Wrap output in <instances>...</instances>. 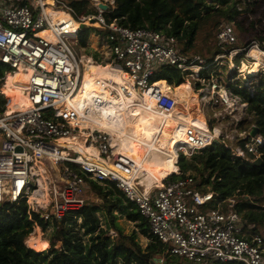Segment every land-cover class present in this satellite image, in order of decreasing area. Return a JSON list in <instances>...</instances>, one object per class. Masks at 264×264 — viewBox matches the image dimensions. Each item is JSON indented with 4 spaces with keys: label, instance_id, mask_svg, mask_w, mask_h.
Masks as SVG:
<instances>
[{
    "label": "built area",
    "instance_id": "obj_1",
    "mask_svg": "<svg viewBox=\"0 0 264 264\" xmlns=\"http://www.w3.org/2000/svg\"><path fill=\"white\" fill-rule=\"evenodd\" d=\"M54 1L0 0V63L10 72L28 75L26 107L8 111L7 103L0 111V205L22 198L27 202L31 187L37 184V169L43 166L41 159L47 158L52 169L58 166L59 181L51 184L49 201L42 212L29 208L45 220L61 218L86 203L85 177L99 183L114 182L147 220L150 233L169 255L195 264L212 261L264 264V240L235 209L236 200L215 199L213 191L198 188L192 176L180 177L177 166L179 153L189 157L213 145L215 140L224 143L233 157L247 161L259 158L264 139L259 132L250 135L254 125L236 135L219 126H208L205 136L196 127L188 128L186 142L176 145L177 170L162 178L159 185L142 181L138 176L139 172L143 174L140 169L113 153L115 142L108 131L92 127L82 130L86 133L85 144L95 148L98 158L82 156L65 140L80 133V123L89 116V111L104 103L100 96L86 100L82 106L73 107L70 103L82 87L86 70L72 40L80 42L78 32L88 28L86 24L97 29L96 41L101 49L96 48V52L126 76V82L119 88L110 80L104 84L105 88L112 95L131 96V91H135L141 98L150 97L157 109L165 113L174 108V98L153 81L163 66L198 75L199 70L219 65L213 60L202 66L198 55L187 57L173 35L148 27L133 29L116 19H108L105 13L114 8V0H100L99 4L107 5V10L97 4L95 12L85 14H77L70 2ZM58 11L64 16H58ZM44 31H50L53 38L41 35ZM216 39L221 46L236 42L231 22L220 24ZM246 49L244 46L241 51ZM234 50L239 49H232L230 54ZM253 74L244 77L245 84ZM195 91L201 101L213 100L229 114L240 116L245 112L246 103L231 86L212 76ZM110 157L111 166L106 162ZM172 174L177 177L170 179ZM211 202L216 206L208 209Z\"/></svg>",
    "mask_w": 264,
    "mask_h": 264
},
{
    "label": "trees",
    "instance_id": "obj_2",
    "mask_svg": "<svg viewBox=\"0 0 264 264\" xmlns=\"http://www.w3.org/2000/svg\"><path fill=\"white\" fill-rule=\"evenodd\" d=\"M64 1L70 2L77 14L86 4V0ZM251 4L249 0H114V8L109 9L105 16L133 29L148 27L173 35L186 53L194 46L201 28L212 23L208 30V34H212L220 20L232 23L240 8L247 11ZM90 30L84 28L78 32L84 47ZM251 44L247 42L244 45L248 48ZM221 52L222 49L216 48L213 54ZM93 55L95 58L99 56L96 51ZM212 58L208 59L213 61ZM240 58H244V52L235 56L234 62L239 63ZM6 71L9 68L0 63V85ZM154 78L174 86L185 83L180 71L172 66H163ZM247 82L245 84L240 79L237 85L231 86L246 103L245 117H250L238 126L241 128L245 123L254 125L264 139V70L251 75ZM1 92L9 98L8 101L0 93V111H3L13 96ZM115 101V111L102 114L100 107L95 106L80 125L110 132L115 142L113 153L140 169L147 182L159 185L162 178L176 170V143L153 128L150 118L154 114L144 101L122 98ZM76 139L84 156L98 157L95 148L88 147L83 137ZM177 166L180 177L190 175L195 180V175L191 174H198L201 181L196 182L197 187L208 185L215 199L234 198L235 209L252 225V231L261 236L259 229L264 228V143L260 157L252 161L233 157L224 143L216 142L189 157L179 153ZM169 177L175 179L177 175ZM85 179L89 192L99 197L101 203L87 202L61 218H41L38 212L28 208L26 198L0 205V264H157L159 258L163 264H195L165 252L164 245L150 233L147 220L114 182L99 183ZM98 213H102L104 222L101 223ZM119 214L135 222L138 232L148 238L145 248L137 240L136 232L126 234L122 231L117 222ZM34 225L42 230L52 227L48 248H33L45 244L36 236H31L29 244H26ZM111 230L116 234L114 237L109 235ZM57 243L60 247H56ZM201 264L242 263L212 261Z\"/></svg>",
    "mask_w": 264,
    "mask_h": 264
},
{
    "label": "rangeland",
    "instance_id": "obj_3",
    "mask_svg": "<svg viewBox=\"0 0 264 264\" xmlns=\"http://www.w3.org/2000/svg\"><path fill=\"white\" fill-rule=\"evenodd\" d=\"M95 0H86V4L84 5V9L82 11L83 14L85 12H95V5H94ZM209 2V0H206ZM252 4L248 8L249 10H243V7L240 8V13L235 17V21H232L235 37H236V42L231 45H224L221 46L218 44L217 39H216V34L219 30V26L223 22H227L226 20H220V24L217 27V30L214 31L212 34H208V30L211 28L212 23L206 25L205 28H201L199 31L196 42L194 46L186 52L187 57H192L193 55H198L202 59V66L212 62L208 58H212L217 66L216 68L210 69V70H199L200 72L198 75L196 73H181L182 77H184L185 83L180 85V86H174L172 84L167 83L172 91L176 94V96L180 99L192 97L194 95L197 96L200 110L204 114L205 119H206V124L207 127H213V126H219L223 130L229 131L230 133H233V135H236L238 131L240 130H248L251 125L248 126V124H244L239 128L238 123L242 121H247V119H250V117H245V112L241 113L239 116L238 113L234 114H229L228 110H225L224 107L216 103L215 101H209L207 100L206 102H203L199 99L198 93L195 91L198 89L201 85L206 84L210 79L211 76L215 79L218 80L222 84H227V85H237L240 82V79H245L247 75H249V68L252 66L253 62L256 60L255 57L252 55L251 51L253 49H257L261 54L257 60L258 62V70L263 69L264 67V0H249ZM245 7V6H244ZM58 16H64V13L61 11H58L56 13ZM88 28H91L89 31L87 40H86V47L82 46L81 42L77 43L76 40H72V44L75 49L76 55L83 61V60H91V62L94 63H99L101 65H107L109 64L108 62H104V59L101 55L98 56V58H95L93 55L94 51H97V49H101V46L97 44L96 41V33L97 29L94 28L93 25L91 24H86ZM93 28V29H92ZM252 43L249 48H247L244 52V58H240L239 63L234 62V58L237 55H241L242 49H244V44L245 43ZM181 44V43H180ZM182 47V44H181ZM216 48L222 49V55H217L216 53L213 54L216 50ZM238 48L240 52L233 51L230 54V51L232 49ZM246 64L244 67H242V61ZM231 62L233 64H231ZM84 66V64H83ZM195 69V68H193ZM8 72V71H7ZM6 72V73H7ZM11 74V73H8ZM211 75L210 77H207L208 75ZM17 74L12 73V77ZM6 77V74H5ZM11 77V78H12ZM219 77V79L217 78ZM5 82L3 85H0V89L4 90ZM6 92V91H5ZM2 93V92H0ZM7 93V92H6ZM5 96V95H4ZM94 96H100L103 99V102L99 107L101 109L102 114H106L107 112H112L116 110V101H108L106 96L104 94H95ZM182 97V98H181ZM8 98V97H7ZM9 101V98H8ZM7 101V103H8ZM108 101V102H107ZM94 108V107H93ZM92 108V109H93ZM152 111V110H151ZM153 112V117L150 118L152 122L153 128H155L157 131H159L166 139L170 141H174L176 144L179 142H184L186 139L185 132L186 129L190 127H196V129L199 131L197 125L195 122H188L186 124L178 121H174L171 118H168L164 115H162L160 112L157 111H152ZM161 120H167L168 124L172 128V130L175 133V136L178 138H172V137H167L164 134V131L162 128L158 126V122ZM238 120L237 123L235 121ZM211 121V124H210ZM201 132V131H200ZM201 134H204L201 132ZM239 139V138H238ZM75 142L72 144V146H75L77 148V151L80 152V143L79 140L75 139ZM83 153V152H82ZM84 154V153H83ZM43 163V169L45 170V175H46V181H47V202L46 203H37V201L33 200L30 202V197L36 189L38 190V177L36 178V183L34 186L31 187L28 197H27V205L28 208L30 209H35L38 212H42L48 201H49V195L51 193L50 189L52 188L51 184L56 183L58 179V171L57 168L58 166H55L54 169H52V164L46 160V159H41ZM176 166V164H175ZM177 167V166H176ZM62 166L59 167L61 169ZM177 170V168H176ZM60 172V170H59ZM174 173V172H172ZM191 174V173H190ZM195 175V181L199 183L201 181V178L198 174H191ZM139 178L146 182L145 176L139 172ZM201 189H208V185H203L200 187ZM39 196V195H38ZM85 198L86 203L91 202V203H101V199L97 196L92 195L89 192V187H86L85 193L83 195ZM215 203L211 202L207 205V208H215ZM99 218L101 220V223L104 222V217L102 213H98ZM117 222L119 226L121 227L122 231L126 234H130L132 232H136L137 240L141 244L142 248H145L147 244L149 243L148 238L145 236L141 235L138 232V228L136 227L135 222L127 220L124 216L118 215ZM52 231V227H48L46 230H42L39 226L34 225L32 232L26 239V244H29V239L31 236H36L39 237V239L45 241V244L40 247L35 249H44L49 247V238H50V233ZM259 232L261 233L262 238L264 239V228L259 229ZM109 235L114 237L116 234L111 230L109 231ZM47 246V247H46ZM56 247H60V244L57 243ZM157 264H163L162 259H158Z\"/></svg>",
    "mask_w": 264,
    "mask_h": 264
},
{
    "label": "bare ground",
    "instance_id": "obj_4",
    "mask_svg": "<svg viewBox=\"0 0 264 264\" xmlns=\"http://www.w3.org/2000/svg\"><path fill=\"white\" fill-rule=\"evenodd\" d=\"M48 3L55 2L54 0H46ZM100 3V0H95L94 5H97ZM48 11L51 12V8H48ZM41 35H44L48 38H53L50 31H44L41 33ZM252 55L255 57V61L253 62L252 66L248 69L249 74L255 73L258 70V62L257 60L260 56V52L257 49H253L251 51ZM83 64L86 66V70L83 74V83L82 87L80 88L79 92L76 93L73 97V100H71V105L73 107H77L79 105H84L86 100H89L92 98L95 94H104L108 101H115L118 98L122 99H132V100H141L144 101L145 105H147L152 111L160 112L162 115L173 119L174 121L182 122L184 124L188 122H195L197 125L199 131L203 132L204 134H201L202 136H205L208 132V127L206 124V119L204 114L200 110L198 98L196 95L184 99H180L176 96V94L172 91L170 86L164 81V80H153L154 83L157 85H160V89L169 94L174 98L175 105L174 108L168 112L165 113L159 109H157L155 102L150 97L141 98L135 91H131V96L119 93V95H112L108 89L105 88L104 84L107 80H110L111 83H115L117 86L115 88H119L121 84L126 82V76L119 70H116L110 66V64L107 65H101L99 63L91 62V60H83ZM246 64L243 63L242 67H244ZM11 73V74H8ZM12 73L8 71L6 73L5 77V86L4 90L13 96V100L10 104H8V111H15L16 109H23L26 107V95H27V79L28 75L23 73L22 71H17L14 74H17L12 77ZM12 77V78H11ZM3 91V90H2ZM4 91V92H5ZM182 98V97H181ZM88 101V102H89ZM92 111V110H91ZM89 111V113L91 112ZM158 126L163 129L164 134L167 137L176 138L174 131L168 124L167 120H161L158 122ZM81 131L78 134H75L71 137L65 138V140L72 145L76 138L83 137L86 139V133L82 131L83 129H86L87 127L81 126ZM187 130V129H186ZM186 136V135H185ZM179 142V143H185ZM85 143V140H84ZM177 145V144H176ZM76 151L77 148L75 146H72ZM78 153H83L77 151ZM98 153V152H97ZM86 157V156H85ZM93 156H88L87 158H91ZM98 158V157H97ZM48 160L47 158H43ZM108 159H106L107 162ZM108 165L111 166L110 163L107 162ZM38 187L39 189L34 191L30 197V202L35 200L37 203H46L47 202V181H46V175L44 173V169L42 166H40L38 169ZM47 183V184H46ZM39 195V196H38Z\"/></svg>",
    "mask_w": 264,
    "mask_h": 264
},
{
    "label": "water",
    "instance_id": "obj_5",
    "mask_svg": "<svg viewBox=\"0 0 264 264\" xmlns=\"http://www.w3.org/2000/svg\"><path fill=\"white\" fill-rule=\"evenodd\" d=\"M99 7L101 8V9H103V10H107V5H105V4H99ZM82 28H84V26H82ZM256 133H258V129L256 128V127H252V129H251V132H250V135L251 136H254ZM216 142H218V141H216L215 140V143Z\"/></svg>",
    "mask_w": 264,
    "mask_h": 264
},
{
    "label": "crops",
    "instance_id": "obj_6",
    "mask_svg": "<svg viewBox=\"0 0 264 264\" xmlns=\"http://www.w3.org/2000/svg\"><path fill=\"white\" fill-rule=\"evenodd\" d=\"M166 82V81H165ZM14 99V98H13ZM147 182V181H146ZM148 183H150V182H148Z\"/></svg>",
    "mask_w": 264,
    "mask_h": 264
}]
</instances>
